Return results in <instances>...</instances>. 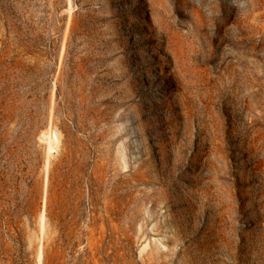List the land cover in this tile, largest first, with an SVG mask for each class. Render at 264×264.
<instances>
[{"label": "rangeland", "instance_id": "1", "mask_svg": "<svg viewBox=\"0 0 264 264\" xmlns=\"http://www.w3.org/2000/svg\"><path fill=\"white\" fill-rule=\"evenodd\" d=\"M0 264H264V0H0Z\"/></svg>", "mask_w": 264, "mask_h": 264}]
</instances>
